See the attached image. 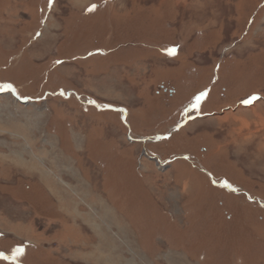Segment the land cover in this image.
<instances>
[{
    "label": "rangeland",
    "instance_id": "1",
    "mask_svg": "<svg viewBox=\"0 0 264 264\" xmlns=\"http://www.w3.org/2000/svg\"><path fill=\"white\" fill-rule=\"evenodd\" d=\"M0 264H264V0H0Z\"/></svg>",
    "mask_w": 264,
    "mask_h": 264
},
{
    "label": "bare ground",
    "instance_id": "2",
    "mask_svg": "<svg viewBox=\"0 0 264 264\" xmlns=\"http://www.w3.org/2000/svg\"><path fill=\"white\" fill-rule=\"evenodd\" d=\"M93 224V223H92ZM94 228V227H93ZM100 237H102V236H100Z\"/></svg>",
    "mask_w": 264,
    "mask_h": 264
}]
</instances>
